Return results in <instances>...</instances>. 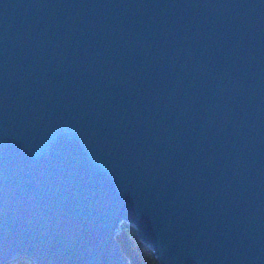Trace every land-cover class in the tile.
I'll list each match as a JSON object with an SVG mask.
<instances>
[{
	"label": "water",
	"instance_id": "95a60500",
	"mask_svg": "<svg viewBox=\"0 0 264 264\" xmlns=\"http://www.w3.org/2000/svg\"><path fill=\"white\" fill-rule=\"evenodd\" d=\"M123 221L264 264V0H0V264H130Z\"/></svg>",
	"mask_w": 264,
	"mask_h": 264
},
{
	"label": "trees",
	"instance_id": "16d2710c",
	"mask_svg": "<svg viewBox=\"0 0 264 264\" xmlns=\"http://www.w3.org/2000/svg\"><path fill=\"white\" fill-rule=\"evenodd\" d=\"M121 249L130 264H161L154 249L147 245L138 235L134 225L123 221L116 234ZM8 264H35L29 256H22Z\"/></svg>",
	"mask_w": 264,
	"mask_h": 264
},
{
	"label": "bare ground",
	"instance_id": "6f19581e",
	"mask_svg": "<svg viewBox=\"0 0 264 264\" xmlns=\"http://www.w3.org/2000/svg\"><path fill=\"white\" fill-rule=\"evenodd\" d=\"M123 218V217H122ZM123 219H126V218H123ZM130 221V220H129ZM134 222V221H133ZM136 225H137V222H134ZM138 227V226H137ZM142 238H143V240H145L149 245H151L153 248H154V250L156 251V254L159 256V252H158V246L157 245H155L154 243H152L151 241H148L146 238H144L143 236H142ZM17 259V258H16ZM8 263L9 262H12V260H9V261H7ZM7 263V264H8Z\"/></svg>",
	"mask_w": 264,
	"mask_h": 264
},
{
	"label": "rangeland",
	"instance_id": "374dc122",
	"mask_svg": "<svg viewBox=\"0 0 264 264\" xmlns=\"http://www.w3.org/2000/svg\"><path fill=\"white\" fill-rule=\"evenodd\" d=\"M129 262V261H128ZM130 263V262H129Z\"/></svg>",
	"mask_w": 264,
	"mask_h": 264
}]
</instances>
